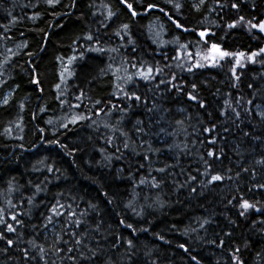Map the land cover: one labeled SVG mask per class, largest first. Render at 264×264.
I'll use <instances>...</instances> for the list:
<instances>
[{
	"label": "trees",
	"instance_id": "16d2710c",
	"mask_svg": "<svg viewBox=\"0 0 264 264\" xmlns=\"http://www.w3.org/2000/svg\"><path fill=\"white\" fill-rule=\"evenodd\" d=\"M130 2L133 3L134 8L141 7L137 0H130ZM148 2H153V0H142L145 5ZM154 2L169 10L174 18L190 29L210 28L215 35H209L206 39L220 43L225 49L249 52L264 47V33H259L254 29L250 34L241 26L233 29L225 28V22L237 17L236 10L226 8L221 13L222 20L215 12L207 14V7L212 4V0H207L205 8L200 12L189 10L192 0H180L185 5L182 9L184 15L171 12V6L166 5L164 0H154ZM68 3L70 0H61L55 9H51L43 3V0H40L38 4L36 0H0V24L8 23L9 11L17 17H24L15 26H10L11 31L7 35L12 38L0 41V60L8 55L6 47L16 53L11 57V62L5 66V76L0 77V79L7 80V84L0 86V97L7 93L10 87L15 89L11 93L10 104L0 107V207H5L6 211H20L21 197L30 196L34 191L28 183L32 181L34 184H40L42 188L46 185L47 191L37 195L36 203L39 206L32 208L31 223L40 222V213L44 211V206L39 202L47 203L57 192H63L65 199L69 202H71V197H76V203L79 204L80 209H87V203L91 201L99 208L104 228H108L111 224L112 228L109 231L122 233L126 239H134L136 247L133 250L135 255L132 261L119 260V257L125 255V247H121L117 253L118 264H133V262L134 264H197V261L199 264H229V249L236 246L241 247L245 264H264V231H261L264 229V224L260 223L264 220V215L253 212L247 219L239 217L237 209L231 206L226 207V199H222L231 198V194L238 185L247 197L254 201L258 200L261 205H264V190L248 191L252 183L251 170L254 168L257 171L258 180L261 179V173H264V166L255 164L257 159L264 156V139L253 141L250 137H242L240 131L235 129L229 133H221L226 138V141L218 140V144L225 147L226 155L223 157V166L233 169L231 174L234 182L225 181L220 188L207 189L201 195L199 188L197 193H190L188 189H177L172 180L168 179L159 189L136 187V193L139 195H135L134 198L133 185L128 179V160L113 159L110 164H106L102 159L99 149L107 146L100 136L101 133L107 132L106 129L101 127L97 131L95 125L88 126L89 121H81L75 125L69 124L67 129L60 127L61 123L67 122L65 117L70 116L71 113L67 105L61 108L55 99L56 91L53 85L59 80L60 70V63L56 58L74 55L72 48L76 45L72 44L73 40L79 37L78 44L87 45L89 42L84 39V36L91 32L100 37L103 46H118L119 38L115 37L112 32L120 23H129L131 34L136 41L137 54L146 60L160 61L163 64L165 57L162 53H166L169 58L174 55L173 49L177 46L176 38H179L180 43H187L189 49L195 51L196 42L199 41L196 33L177 29L163 13L158 11L131 18L130 13L119 3V0H104V3L109 4L112 10L117 12V16L108 22L107 27H101L99 21L103 20L101 12L104 11L100 8L101 0H76L77 6L73 9L65 7ZM252 3L257 6L255 10L251 8ZM27 4H36V7H21ZM98 8L100 11H97ZM36 12L39 13L37 19L33 21L27 18ZM53 12L56 15H53ZM94 12L95 15H93ZM206 14L207 19H204ZM239 14L246 18L257 14L259 19L264 15V0H243ZM212 20L217 21L219 27L210 24L209 21ZM150 23L153 26L151 32L148 30ZM158 25H163V28L157 27ZM45 33H47L46 36ZM153 39L157 41L156 44L152 42ZM25 44L26 47H17ZM157 44L160 45L159 48ZM200 47L203 48L206 45L201 42ZM78 51H84V49L79 48ZM120 51L125 52L126 49L122 48ZM29 52L32 53L31 56L27 55ZM111 55L116 56L117 54L111 53ZM262 58L264 57H257V63H247L244 69H238L243 73L240 85L243 93L250 98L254 90H259L256 102H261L264 98V64L259 62ZM107 59V55L104 54L85 52L83 60L75 61L70 66L75 74L67 80L68 88L65 98L75 104L73 95L83 89L87 97L93 100L107 99L111 91L110 84L95 80L91 84L88 82L91 76L96 75L97 66L102 67ZM117 60H119L118 56ZM227 60L228 58H225V61ZM225 61L221 62L224 65L223 68L206 67L195 70L196 76L182 73L176 68H173V71L189 81L195 80L199 84L201 97L209 101L214 109L222 105L225 98L223 94L229 91L227 86L228 75H230L229 65ZM65 63H67L66 60ZM33 68L36 69L41 81L40 86L43 88L41 94L29 82V74ZM110 79L111 77H104L103 81ZM201 81H206V83H200ZM247 83H252L253 88L249 89ZM163 87L161 85V88ZM217 88L220 89L219 96L215 95ZM139 91L147 93L152 99H157L153 93L147 92L143 82H141ZM231 91L235 95L237 90L231 89ZM20 103L25 105L23 110L19 108ZM163 103L171 109L167 114L169 119L180 118V114L176 111L180 107L185 108L194 117L184 126L190 135L186 136L181 132L174 136H163V134L161 136L168 143H172L173 140L176 143H189L193 154L179 156V162L186 171H191L195 175V169L199 167L196 151L203 152L204 148L199 144L193 147L190 142L197 138L203 139V135H207L193 132L192 125L197 129L201 127L195 120L197 110L186 98L180 99L179 102L163 101ZM41 106L45 108V111H40ZM85 106L91 107L88 99H84L81 108L73 109V111L86 113ZM34 114L35 118H33ZM216 115L218 116V113ZM18 116L22 117V131L12 124L11 135L4 134L5 127L9 126L10 121H16ZM135 116L144 119L143 110H136ZM93 119L99 122L109 118L101 115L100 117L93 116ZM204 119H208L206 114H204ZM111 122L115 123V117L111 118ZM163 126L168 131H172L175 127L174 124ZM225 127L229 125L226 124ZM41 128L44 129L43 133L39 131ZM241 128H246L252 133V126L247 122L242 124ZM157 130L156 127L152 128L153 132ZM253 134L264 137V127L258 126ZM19 136H23V140L16 138ZM145 139L152 140L154 146L157 147L163 144V140L158 137H145ZM53 140H58L59 144L48 143ZM21 144L24 145L23 148L19 147ZM60 144L67 145L69 149H77V151L73 155H67L66 149H62ZM237 144L241 149L239 156L232 151ZM112 151L113 149L108 148V152ZM151 160L153 167H162L163 162H175L172 152L152 156ZM47 166H52L54 171L49 173ZM241 167H248L250 172H241V176L235 178V171H239ZM121 168L125 171L122 176L118 177V170ZM169 171L178 173L180 168L169 169ZM147 172V167L142 170L133 168V175L137 181L142 174ZM151 174L158 178L160 176L155 171ZM45 177L48 179L45 180ZM12 178H15L13 186L16 190L9 193L8 181ZM184 178L183 175L175 177L181 182ZM103 192L109 193V198L113 199L112 205L107 204ZM157 193L162 206L153 203ZM145 195L148 196L147 201L144 198ZM9 198L17 204L16 209L7 208ZM129 200H133L136 211L140 212V215H136L130 208L125 207ZM149 204L152 206L148 207ZM29 207L27 201L24 200L22 209L27 211ZM88 211V221L92 224L97 216L95 212ZM205 217H209L211 223L200 228V223ZM5 218H8L7 215ZM20 218L28 221L26 216ZM120 218H125L128 223H132L137 232L133 235L130 229L118 227ZM229 220L235 223L229 224ZM253 220L256 221L255 225L252 223ZM226 231H230L232 235L225 237L224 232ZM18 232L25 233V240L29 238L28 228H18ZM103 235H107V241L102 240L101 243H108L114 239V236L108 235L107 232ZM221 238L226 241L224 247H217L216 244L208 242L215 239L218 243ZM181 243L188 249L187 252L179 247ZM245 243L248 245L247 248L243 247ZM19 246L25 247L26 245L20 244ZM0 248H3L2 242H0ZM257 253L260 255L257 256ZM19 256L15 247L9 248L7 252L0 251V264H20ZM193 256L196 260L192 259Z\"/></svg>",
	"mask_w": 264,
	"mask_h": 264
},
{
	"label": "snow or ice",
	"instance_id": "6c2138e0",
	"mask_svg": "<svg viewBox=\"0 0 264 264\" xmlns=\"http://www.w3.org/2000/svg\"><path fill=\"white\" fill-rule=\"evenodd\" d=\"M40 0H36L38 4ZM61 0H43L49 8L55 9L59 5ZM141 4L139 9L133 7V3L130 0H119V3L123 5L131 18L137 16H143L151 11H158L163 13L169 21L177 29H181L183 32H195L199 37V41L196 42L195 51L189 49L187 43H180L177 39V46L173 49L174 55L170 58L166 53H162L165 57V62L162 64L160 61L146 60L143 56L137 54V47L135 38L131 34L129 23H120L115 28L112 34L119 38L118 46L105 47L101 44L99 36L89 32L84 36V39L89 43L87 45H79V37L72 41L76 47L72 48L74 55L68 57L58 56L56 59L60 63V70L58 72L59 80L53 85L59 106L63 108L68 106L71 113L70 116H66V123H61L60 127L67 129L69 124H77L81 121H89V127L95 125V130L99 131L101 127L107 130L106 133H101L100 138L103 140L107 147L100 148L102 159L106 164H110L113 159L115 160H128V179L132 182L134 198L136 193V187L143 186L146 188L159 189L165 183L166 180L171 179L177 189H188L190 193L203 194L205 190L210 188H220L224 185L225 181H233L234 177L233 169L223 166V157L226 155L225 147L218 144V140H225L226 138L221 133H229L231 130H239L242 137H250L253 141L262 140L264 137L253 134L258 126L264 127V98L261 102L257 101V93L259 90H254L251 97H247L241 89V76L242 72L238 69H244L247 63H257V57H264V47H260L256 50L245 52L243 50L230 51L221 46L220 43L212 42L206 39L209 35H215L208 27L188 28L185 24L181 23L178 19L174 18L170 14L169 10L161 7L158 3L148 2L146 5L142 3V0H137ZM166 5L171 6V12L177 15H184L182 9L185 5L180 0H164ZM207 0H193L189 6L190 11L200 12L205 8ZM243 0H212V4L207 7V14L215 12L220 19H223L221 13L226 8L236 10L237 17L225 22L226 29H233L237 26L245 28L250 34L252 30H257L259 33H264V15L257 18V14H253L251 18H246L244 15L239 14L240 4ZM36 4L22 5L21 7H36ZM76 0H70L65 7L69 9L75 8ZM94 6V5H90ZM256 4L252 3L251 8L256 9ZM100 8L104 11L101 12L103 20L99 21L101 27H107L108 22L112 21L117 16V12L113 11L111 6L104 3L101 0ZM97 11H100L98 8ZM67 15V13H64ZM96 13L94 12L93 15ZM207 14L204 19H207ZM8 23L0 24V41H6L12 37L7 35L11 31L10 26H15L24 17H17L8 12ZM53 15H56L53 12ZM39 17V13H33L32 16L27 17L29 20H35ZM157 19H159L157 17ZM216 27H219L217 21H209ZM152 24L148 26L149 32L152 30ZM157 27L163 28V25ZM47 33H45V36ZM158 36L159 33L157 32ZM151 38V37H150ZM157 43L155 39L152 41ZM203 42L206 47H200V43ZM26 47L25 45H18L17 47ZM159 48L160 45L157 44ZM79 48H83L84 51H78ZM126 49L125 52H121V49ZM6 53L3 60H0V77L5 76V66L11 62V57L16 55L12 52L11 48L6 47ZM85 52H95L97 54L107 55V62H104L102 67L97 66L96 75L91 76L88 82L99 81L108 83L111 85V91L108 93L107 99H91L87 97L83 89L79 90L78 94L73 95L75 104L67 100V80L75 73L70 67L75 61L83 60L85 58ZM116 53V56L111 55ZM31 56L32 53H27ZM117 56L119 60H117ZM225 58H228L225 61ZM65 60L67 63H65ZM225 61L228 63V88L229 91L224 93V99L222 105L216 106L214 109L210 102L200 95L199 84L195 81H189L183 76H180L173 68L179 69L182 73H189L192 76H196L195 70L204 69L206 67L223 68L221 63ZM264 64V58L259 60ZM167 69V71H165ZM30 75V83L38 86V90L43 92V88L40 86L41 81L38 77L35 68L32 69ZM104 77H111L108 81H103ZM143 82L147 88V92L153 93L157 99L150 98L147 93L139 91ZM200 83H206L201 81ZM7 84L6 79H0V86ZM161 85L164 87L161 88ZM18 87V85H17ZM249 89L253 88L252 83H247ZM231 89H236V94L233 95ZM15 91L14 88H9V91L0 97V107H5L10 104L11 93ZM175 94V95H173ZM215 95H220V89H216ZM186 98L188 102L196 108L195 120L201 127L197 129L192 125L193 132H198L199 135H203V139H194L190 143L194 147L199 144L204 148L203 152L196 151L197 163L199 167L195 169L196 174L193 175L191 171H186L179 162V156L192 155V149L189 147L188 142L176 143L173 140L172 143H168L167 140H163V136H174L179 133H184L186 136L190 135L185 126L186 122L191 121L194 117L191 113L183 107L176 109L180 114L178 119H169L168 115L171 109L166 106L163 101L169 103L179 102L180 99ZM84 99H88L91 107L86 108L85 112H76L73 109H79L84 104ZM103 105V106H101ZM25 105L20 103L19 108L23 110ZM138 109H142L144 112V119L139 116H135V112ZM40 111H45L43 106L40 107ZM218 113V116L216 115ZM204 114L208 117L204 119ZM101 115L108 117L109 119L104 121H97L93 119V116L100 117ZM135 118L133 119V117ZM115 117V123L111 122V118ZM35 118V114L33 115ZM258 118V120H257ZM22 117H17L16 121H10L9 126L5 127L4 134L11 135L12 124L22 131L21 127ZM247 122L252 126V133L246 128H241L242 124ZM51 123V121H48ZM164 124L169 126L175 125L172 131H168ZM229 127H225V125ZM156 127L158 130L153 132L152 128ZM41 133L44 129H39ZM145 137H158L163 140V144L160 147L154 146L152 140L145 139ZM23 140V136L16 137ZM48 143L59 144L58 140L48 141ZM62 149H66L67 155H73L77 149H69L67 145L60 144ZM19 147L23 148L21 144ZM108 148L113 149L112 152H108ZM236 155H241L240 145L237 144L232 149ZM166 152H172L175 162L168 163L163 162L162 167H153L151 157L155 155H165ZM139 157V159H136ZM147 162V163H145ZM41 163H43L41 161ZM256 165L264 166V156L255 161ZM147 167L148 172L142 174L137 181L133 175V168L136 170H142ZM179 167L180 172L169 171V169H175ZM47 171L52 173L54 171L52 166H47ZM59 171V169H55ZM124 169L118 170V177L122 176ZM152 171L159 173V178L152 175ZM241 172L249 173L248 167H241L239 171H235V178L241 176ZM183 175L184 180L177 181L176 176ZM252 183L248 187V191L264 190V173H261V179H257V171L253 168L250 172ZM12 178L8 181V192L15 191ZM48 178L45 177V180ZM34 191L30 196L21 197V210L20 211H6L5 207H0V242L3 243V248L0 251L7 252L9 248L15 247L19 252L20 264H118L117 253L121 247H125V255L119 257V260L128 259L132 261V257L135 255L133 251L136 247L134 239L124 238L122 233H116L109 231L112 225L109 224L108 228L103 227V217L100 216L99 208L96 204L89 201L87 203V209H80L79 204L76 203V197H71V202L65 199L63 192H57L50 201L45 203L40 201L39 204L44 206V211L40 213V222L31 223L32 208L38 207L36 203V197L38 194L47 191V186L41 187L40 184H34L32 181L28 182ZM108 205L113 204V199L109 198V193L103 192ZM147 201L148 196L145 195ZM226 199V207L231 206L237 209L239 217L248 218L253 212L264 215V205H261L260 201H254L247 197L243 193L242 189L237 185L234 193L231 194V198ZM26 200L30 206L27 211L22 209L23 201ZM62 200L64 202H62ZM153 203L161 204L159 200V194L157 193ZM152 205L149 204L148 207ZM162 206V204H161ZM126 208H130L136 215H140V212L136 211V207L133 200H129L125 204ZM8 209H16L17 204H14L9 198L7 200ZM96 213L97 219L92 224L89 223V211ZM7 215V219L5 218ZM119 215V214H117ZM21 216L28 217V221L21 219ZM211 223L209 217L203 218L200 223V228H204L205 225ZM235 221L229 220V224H234ZM254 225L256 221L252 222ZM264 224V220L260 221ZM118 227L122 226L126 229H130L134 235L137 229L132 223H128L125 218L118 220ZM18 228H28L29 238L24 239L25 233L18 232ZM146 231V229H144ZM264 231V229H261ZM107 232L108 235L114 236V239L108 243H101V241H107V235H103ZM12 234V235H9ZM232 233L230 231L224 232L225 237H230ZM42 237V239H41ZM163 239V237H160ZM209 243L216 244L217 247L225 246V239H219V242L215 239L208 241ZM20 244H25V247H20ZM181 249L185 252L188 249L183 243L179 244ZM244 248L248 245L245 243ZM257 256L260 254L257 253ZM229 264H245L244 257L242 255V249L240 246L229 249ZM196 260V257H192ZM134 264V262H133ZM199 264V261H197Z\"/></svg>",
	"mask_w": 264,
	"mask_h": 264
},
{
	"label": "water",
	"instance_id": "95a60500",
	"mask_svg": "<svg viewBox=\"0 0 264 264\" xmlns=\"http://www.w3.org/2000/svg\"><path fill=\"white\" fill-rule=\"evenodd\" d=\"M33 86L37 89L38 93L41 94V92L38 90V86L33 84Z\"/></svg>",
	"mask_w": 264,
	"mask_h": 264
},
{
	"label": "rangeland",
	"instance_id": "374dc122",
	"mask_svg": "<svg viewBox=\"0 0 264 264\" xmlns=\"http://www.w3.org/2000/svg\"><path fill=\"white\" fill-rule=\"evenodd\" d=\"M192 2H193V0H192Z\"/></svg>",
	"mask_w": 264,
	"mask_h": 264
}]
</instances>
